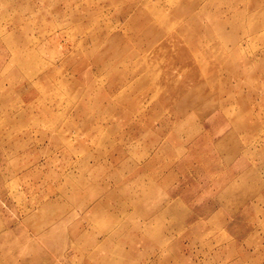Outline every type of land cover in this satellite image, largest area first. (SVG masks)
<instances>
[{
  "label": "rangeland",
  "instance_id": "rangeland-1",
  "mask_svg": "<svg viewBox=\"0 0 264 264\" xmlns=\"http://www.w3.org/2000/svg\"><path fill=\"white\" fill-rule=\"evenodd\" d=\"M138 2L0 0V264H264V2ZM151 26L170 32L154 50ZM228 29L253 61L187 77L176 55L226 57Z\"/></svg>",
  "mask_w": 264,
  "mask_h": 264
},
{
  "label": "bare ground",
  "instance_id": "bare-ground-1",
  "mask_svg": "<svg viewBox=\"0 0 264 264\" xmlns=\"http://www.w3.org/2000/svg\"><path fill=\"white\" fill-rule=\"evenodd\" d=\"M137 1V0H136ZM139 2H138V4H140V9L141 8H143L144 6L146 7V6H148L149 5V2H148V0H138ZM162 1L163 0H156V2L158 3V4H160V3H162ZM205 1H207V2H212V0H205ZM237 1V0H236ZM83 2V1H82ZM264 2V0H238V3L239 4H242V5H244L242 8H244L243 10H240V12H238V13H240V15H242V14H244L245 13V11L247 10V4H251L252 5V8H255V7H259V6H261V5H263L262 3ZM213 4H214V1L212 2ZM233 1L232 2H230L229 4H228V6H226L227 8H226V10L225 9H223V8H221V6H217L218 7V9H216L217 10V14L218 15H220V16H223V17H225L228 13H230V8H232L231 6L233 5ZM237 3V2H236ZM82 4V3H81ZM235 5V4H234ZM73 6V5H72ZM71 6V7H72ZM76 7H77V5H76ZM76 7H74V11L73 10H71L70 11V14H69V17H68V19H67V21H69V23L71 24L74 20L76 21V22H78V21H81V19H83L84 18V12H82V13H79V12H77L76 11ZM234 8H235V6H233ZM73 9V8H72ZM134 11H135V9H133ZM233 10V9H232ZM232 12V11H231ZM235 13V12H234ZM150 14V13H149ZM231 14V13H230ZM127 15V14H126ZM151 15V14H150ZM238 15V14H237ZM91 16H98L97 14H92ZM236 16V15H235ZM151 19H153V17L151 18ZM225 20V19H224ZM231 20V19H230ZM63 21H66V20H63ZM158 22V21H157ZM159 23V22H158ZM224 24H226V25H231V24H234V20H233V23L231 22V21H229L228 22V20H225V21H223V24H220V23H218L217 25H216V27L217 28H221L222 26H224ZM95 26V25H94ZM97 26V25H96ZM214 26V25H213ZM212 26V27H213ZM98 27V26H97ZM99 28V27H98ZM203 29L204 28H202V29H200V27L198 28V30L196 31V33H192L190 36H192V37H194L195 35L198 37L199 36V38L201 37V38H203L204 37V33H203ZM228 31H229V29H228ZM230 32V34L232 35V37H233V39L232 40H230L229 42H228V46H229V50H230V52H229V54H228V56H211V53L208 51V50H201L202 49V46H201V44H197L198 46H194L193 44H192V46L191 47H189V48H187V49H182V51H181V53L180 54H178V55H176V63L177 64H179L180 62H184L186 59L187 60H189V61H191L192 62V65L196 62V64H197V69H193V71L192 72H189V71H187V73H186V76L187 77H189V78H193L194 76H196L197 75V73L198 72H200V69L202 68V66H201V64L203 65V68H206V69H211L212 70V73L213 74H215V75H219L222 71H224V69H230V70H232V64H233V70H234V68H235V65H240V64H244V63H251L252 61H253V59H251L250 58V56H243V54L241 53V51H240V49H239V42H240V40H241V36H242V34H244V32H243V30H240V29H236V30H230L229 31ZM164 33H165V36H169L170 35V32L168 31V29H166L165 27H162L161 29H158V27L155 29V28H153L152 26H151V29H145V31L143 32V35L144 36H146L145 37V40H144V44H145V47L147 48V49H153L154 50V48H155V46L157 45V43L162 39H160V37H162V36H164ZM182 33H183V31L182 30H180V29H178V30H176V31H174V32H172L171 33V36L172 37H179V36H181L182 35ZM120 35V34H119ZM170 37V36H169ZM85 38V37H84ZM168 38V37H167ZM169 39V38H168ZM46 41H43V44L45 43ZM51 42H53V39L51 40ZM242 43V42H241ZM41 45H42V43H40ZM48 44V43H47ZM37 45V44H36ZM35 45V46H36ZM5 46V48L8 46V42H7V45H4ZM28 47V48H27ZM22 48H23V50H28L29 52H30V45L28 44H24V45H22ZM30 53H32V52H30ZM197 58H198V60H197ZM26 60V59H25ZM96 61L98 62V59H96ZM198 61V62H197ZM15 62H16V64H18V66H20L22 69H23V62H24V60H23V58H21L20 57V53L16 56V59H15ZM78 64H75L72 68L74 69V68H76L77 66H81V63L80 62H77ZM199 64V65H198ZM43 66H45V64L43 65ZM43 66L41 67V68H39V66L37 67V66H34V67H31L33 70H32V72H30L29 74H23L22 76H23V78L24 77H26V78H28V77H30V75H32V79H33V77H36V78H39L40 76H42V77H40L39 79L41 80V78H43V77H45L47 74H51V75H53V76H55V77H57V78H59L60 77V72L58 71V70H56V69H53V70H50V69H48V71H46V72H41L42 70H43ZM194 67V66H193ZM131 74V76H130V78H131V80H133L134 79V82H135V86H136V84L140 81V79H136V76L138 75V74H135V72H131L130 73ZM170 78H172L170 81H168L167 82V80L168 79H170ZM39 80V81H40ZM180 80H179V78L177 77V75H176V73H174V72H167V74L166 75H163L162 76V81H160L159 83H160V85H169V86H172V91L173 92H175V93H177L178 92V90H179V88H180ZM62 85H64V84H62ZM55 86V85H54ZM70 86V85H69ZM168 86V87H169ZM70 87H72V86H70ZM167 88H164V90H166ZM234 91V89H230L229 91H228V93L230 94H232V92ZM174 93V94H175ZM23 98V97H22ZM225 101H227V102H229L230 101V99L228 98L227 100H225V99H223V97H220V98H218V100H215V105L217 106V107H221L220 105H223V103L225 102ZM218 104V105H217ZM52 105L53 104H51V106H47L48 108H46L45 110H44V113H48L49 115L50 114H54V109H52L51 107H52ZM80 108L81 109H85V106H81V107H79L78 108V112L79 111H81L80 110ZM41 113H43V112H41ZM55 115V114H54ZM57 120L58 119H56V124H57ZM163 124H166V120H163V121H161ZM56 124H53V125H51V129L53 128V130L56 128ZM83 124H85V122H83ZM118 151L120 152V153H124L125 154V152H126V154H127V148H126V145L124 144H121V146H119L118 147ZM252 151L251 150H249L248 151V153L250 154ZM82 171H84V170H82ZM13 174V173H12ZM137 174V173H136ZM3 177H4V174H3ZM264 186V183L261 185V188ZM144 188V187H143ZM141 196H140V194H138V193H134L133 194V199H135V198H138V200H139V198H140ZM258 196H256V199H255V203L258 201ZM123 204V203H122ZM130 206H134V203H131L130 204ZM98 207H99V203H97V205H96V209H98ZM147 230H149V229H147ZM164 237L165 236H163V235H160V236H154V237H152V239H154V241H157V239L159 238V241L160 240H163L164 239ZM182 238V237H181ZM183 239H185V238H183ZM191 239H194V238H191ZM183 250L181 249V247L179 248V249H177V251H176V255H177V257H180V256H182L183 255ZM239 252V251H238ZM175 252H173V254H174ZM185 255V254H184ZM170 256V255H169ZM168 259V258H167Z\"/></svg>",
  "mask_w": 264,
  "mask_h": 264
}]
</instances>
